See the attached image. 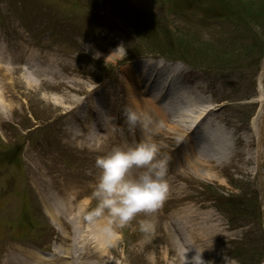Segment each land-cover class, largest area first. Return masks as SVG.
<instances>
[{
  "label": "rangeland",
  "instance_id": "374dc122",
  "mask_svg": "<svg viewBox=\"0 0 264 264\" xmlns=\"http://www.w3.org/2000/svg\"><path fill=\"white\" fill-rule=\"evenodd\" d=\"M10 1L0 0V19L11 31L7 36L10 43H14L19 54L24 53L23 47H18L20 35L15 32V27L19 29L21 26L28 30L30 38L37 35L38 40L34 41L38 45L49 48L44 49L49 56L46 65H55L46 72L35 66L31 68L23 61L9 65L12 69L9 76L3 71L0 73V92L8 90V110L6 106L5 114L0 110V229L6 212V224L15 220L20 228L18 222L26 223L27 229L24 230L29 232L26 238L13 235L14 245L20 248L38 247L42 249L38 252L48 256L47 252L52 251L48 248L58 247L61 236L71 234L72 223L57 225L47 216L52 206L61 214L63 200L78 199L70 207H74L72 216L81 210V219L76 221L81 227L90 228L101 221L108 223L107 217L92 224L85 220L86 214L97 203L92 196L98 175L95 158L107 153L108 148L99 147L100 142L90 146L74 137L68 131L74 126L69 120V111L113 67L127 61L131 51H153L149 46L138 51L141 43L146 45L147 41L164 52L176 50L179 52L177 57L195 59L190 61L200 65L220 67L231 64L250 72L235 82L240 100L237 101L240 104L238 118L243 112L251 111L246 103L256 95V88L249 76H255L258 70L250 61L258 59L257 55H264V5L257 2L259 0H242L244 5L241 7L237 0H217L214 15H218L223 2L231 15L234 13L237 17L232 15L236 23L230 25L217 15L211 22H199L203 13L198 7H211L212 0H134V7L121 11L120 6L111 5L115 16H147L141 21H130L135 25L131 26L133 31L129 29L130 37L123 29L99 31L90 22L91 29L84 35L72 18L57 15V0H49L54 14L44 17V29L50 32L44 34L41 33L39 13L34 14V18L24 14L23 20L16 10L10 12ZM252 1L255 5L249 7ZM190 2L195 4L191 11L192 21L186 18V9H183ZM69 10L74 12L72 8ZM59 20L65 21V27L58 24ZM4 32L0 30L3 38ZM51 37L58 38L54 40L56 44H48ZM134 45L137 51L133 50ZM80 47L94 56L88 57L87 71L77 60ZM38 50L40 52L34 49L26 52L43 62L40 55L43 49ZM183 70L187 71V67ZM125 73H116L112 90L117 91L115 99L128 107L135 98L126 99L124 95L127 84L120 74ZM208 90L221 93L217 86ZM230 91L229 87L227 92ZM142 101L147 102V111L151 112L153 106L146 96H142ZM219 114L229 121L230 112L221 109ZM163 124L165 127L157 124V134L149 133L151 139L161 145V155L167 153L168 145L175 147L171 142H176L179 137L174 129H167L166 121ZM251 155L230 158L225 154L208 160V163L201 155L197 157L198 165L169 161L167 198L153 213H138L123 227L113 225L116 235L106 264H193L196 255L200 264H264V183L258 180L261 178L264 182V162L258 168L249 158ZM246 159L250 161L246 162ZM255 167L259 170L257 176ZM76 186L78 190L74 191ZM85 187L88 190L85 191ZM76 202L82 208L79 209ZM141 220H152L154 231H141ZM11 226L10 232L21 231L12 230ZM53 231L61 233H57L56 244ZM19 257L25 259L22 255Z\"/></svg>",
  "mask_w": 264,
  "mask_h": 264
},
{
  "label": "clouds",
  "instance_id": "9594fccd",
  "mask_svg": "<svg viewBox=\"0 0 264 264\" xmlns=\"http://www.w3.org/2000/svg\"><path fill=\"white\" fill-rule=\"evenodd\" d=\"M124 116L130 128L139 125L147 130L152 122L147 113L135 107H126ZM160 151L161 145L146 137L134 144L117 145L98 156L95 161L98 175L92 192L97 203L85 220L92 224L107 217L104 231L113 237L116 235L113 225L123 227L138 213H153L161 207L169 193V158ZM140 227L150 233L155 224L152 220H141ZM195 257L193 264H200Z\"/></svg>",
  "mask_w": 264,
  "mask_h": 264
},
{
  "label": "bare ground",
  "instance_id": "6f19581e",
  "mask_svg": "<svg viewBox=\"0 0 264 264\" xmlns=\"http://www.w3.org/2000/svg\"><path fill=\"white\" fill-rule=\"evenodd\" d=\"M136 73V74H135ZM4 75L9 76V72L4 73ZM133 78L135 84L140 85L136 86L139 91L136 94L135 101L133 106L141 110L142 101L141 94L146 92L147 89L150 92H156V94H163L165 90H168L170 87V83H177L178 86L181 85L180 78L182 74L177 72L176 76L165 78V77H157L156 70H152L151 72L148 69H145L141 72H134L130 74ZM154 78L158 85L156 88H152L149 80ZM146 86V87H141ZM144 88V89H142ZM175 91H169V100L167 105L164 107L166 111H171L173 106H177L181 103L180 100H185L188 103H191V99H188L183 93L178 94L175 98ZM8 90L0 92V110L4 112L5 106L7 107V94ZM259 97L256 98V101L259 103V108L255 116L251 119V129L253 133H256L258 140V148L261 155L264 154V77L259 79L258 86ZM147 93V92H146ZM160 101V100H159ZM168 108L167 106H171ZM188 110H190L192 115V127L193 131L200 124L202 125L203 116L208 117V121L204 124V128L207 129L208 125L213 124L215 121V116L212 114V108L205 106L203 104H189ZM9 109H12L9 108ZM164 114L165 111L162 110ZM179 113V111H177ZM0 115V119H1ZM203 126V125H202ZM172 130L183 135L187 128L180 129L179 126H171ZM250 132L242 133L245 136V139L248 141V146L252 147L255 144L254 134ZM222 150H227L226 147H222ZM253 150V149H252ZM221 154V153H220ZM76 201L73 200V203ZM72 201L70 199L63 200V204L61 206L66 209V213H72L74 211V207H70ZM80 210L78 211V214ZM52 218L59 223L60 215H57ZM78 217V216H77ZM76 218V217H75ZM62 224L67 222H73L74 226L71 234H66L62 238H60L61 246H58L56 250L51 252L49 257H43L34 252H28L21 249H15L11 245H6L3 247L2 255H0V264H106V259H108V253L111 249V245L113 242V237H109V235L104 231L107 227V222H99L96 225L90 228H83L79 223L75 222V219L72 217L68 218H60ZM204 234L201 235V239ZM18 255H22L25 259H20ZM14 257V258H12ZM109 264V262H108Z\"/></svg>",
  "mask_w": 264,
  "mask_h": 264
},
{
  "label": "trees",
  "instance_id": "16d2710c",
  "mask_svg": "<svg viewBox=\"0 0 264 264\" xmlns=\"http://www.w3.org/2000/svg\"><path fill=\"white\" fill-rule=\"evenodd\" d=\"M264 1V0H263ZM263 1H261V0H259V1H257V2H259V3H261L262 5H264V2ZM214 3V2H213ZM238 4H239V6L241 7V6H243L244 5V2L242 1V0H238ZM253 5H255V1H252V2H250L249 3V7L250 6H253ZM133 23H135V22H133ZM136 24V23H135ZM145 46H149V47H152V48H149V49H152L154 52H158V53H162V54H164V53H166V54H169V55H175V54H177V53H179V52H176V50H175V52H173V51H168L167 50V52H164L163 50H161L159 47H157V46H154V45H152L151 43H149V42H145ZM205 52V50H203V53ZM200 53V52H199ZM217 55V54H216ZM217 56H219V55H217ZM191 59V58H190ZM218 59L221 61V59H220V57H218ZM191 60H194L195 61V59H191Z\"/></svg>",
  "mask_w": 264,
  "mask_h": 264
}]
</instances>
